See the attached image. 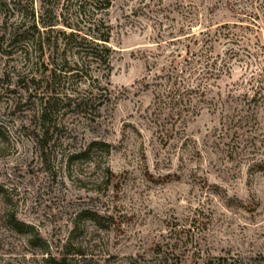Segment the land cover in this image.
<instances>
[{
	"label": "rangeland",
	"instance_id": "rangeland-1",
	"mask_svg": "<svg viewBox=\"0 0 264 264\" xmlns=\"http://www.w3.org/2000/svg\"><path fill=\"white\" fill-rule=\"evenodd\" d=\"M32 3L38 11L39 0ZM6 13L0 7V34L18 20ZM185 16L194 33L228 25L238 40L214 44V54L236 55L218 82L217 111L178 119L144 78L151 47L170 40L167 26ZM108 19L113 99L98 117L58 118L63 127L43 152L34 143L33 100L17 83L28 66L18 45L0 41V264L63 255L71 264L264 258V166L252 168L264 159V0H114ZM179 42L155 52V70H168L176 48L184 57ZM92 141L107 144L109 155L67 162ZM93 215L107 220L97 224ZM13 220L29 229L16 232Z\"/></svg>",
	"mask_w": 264,
	"mask_h": 264
},
{
	"label": "trees",
	"instance_id": "trees-1",
	"mask_svg": "<svg viewBox=\"0 0 264 264\" xmlns=\"http://www.w3.org/2000/svg\"><path fill=\"white\" fill-rule=\"evenodd\" d=\"M20 1L1 0L0 7L7 11V19L18 17V20L9 25L6 22L0 41L7 47L18 45L21 63L28 66V72L18 77L17 83L23 84L28 100H33L34 143L43 152L53 141L55 132L63 127L56 121L58 118L63 120L83 111H91L98 117L113 99L109 86L113 50L108 13L114 0H39L38 11L33 8V0L28 7L22 6L24 9L18 6ZM180 23L177 27L167 26L166 36L170 40L151 47L155 49L149 51L151 62L146 66L145 88L152 85L162 89V93L154 92V98L172 105L178 119L194 118L205 111L214 113L224 94L218 82L222 77L229 78L228 63L236 57L232 49H227L223 55L214 54V44L225 41L226 45H234L238 36L231 33L228 25L194 33V20L189 16ZM176 42L184 43V57L180 55L182 50L176 48L169 53L168 70H155L158 57L155 52ZM177 58L181 62L176 63ZM98 151L107 157L110 149L105 143L92 141L82 151L68 156L67 162L90 160ZM257 151L254 146L248 155L253 157ZM263 166L264 159L255 161L252 168ZM102 177L110 182L111 171L105 168ZM93 217L97 224L107 220L97 215ZM12 227L18 233L29 229L15 220ZM34 240V244L41 241L38 235ZM217 261L223 262V258ZM43 262L71 264L64 255L45 258ZM175 264L179 262L176 260ZM248 264H264V258L258 257Z\"/></svg>",
	"mask_w": 264,
	"mask_h": 264
}]
</instances>
